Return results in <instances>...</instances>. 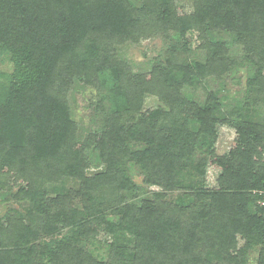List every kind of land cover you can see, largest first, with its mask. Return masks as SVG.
I'll return each mask as SVG.
<instances>
[{
	"label": "trees",
	"instance_id": "16d2710c",
	"mask_svg": "<svg viewBox=\"0 0 264 264\" xmlns=\"http://www.w3.org/2000/svg\"><path fill=\"white\" fill-rule=\"evenodd\" d=\"M180 1L0 0V264H264V0ZM153 38L134 74L119 50ZM75 84L97 92L84 134Z\"/></svg>",
	"mask_w": 264,
	"mask_h": 264
},
{
	"label": "rangeland",
	"instance_id": "374dc122",
	"mask_svg": "<svg viewBox=\"0 0 264 264\" xmlns=\"http://www.w3.org/2000/svg\"><path fill=\"white\" fill-rule=\"evenodd\" d=\"M180 5L186 12L191 11V0H181ZM219 39L230 42L226 35H222ZM197 44V43H195ZM164 48V43L160 38H153L141 42V44L133 46L128 45L119 50L120 57L124 59L131 67L134 74L141 71H147L150 69L152 63L161 55ZM231 54L235 57L240 56V52L230 45ZM199 55V54H198ZM201 55V54H200ZM0 71L10 73L11 67L4 61L0 60ZM247 76L246 68H237L230 78L224 83V101L225 106L232 108L237 104L243 95L245 78ZM206 90H217L218 84L216 82H209L205 85ZM203 87L198 88L196 91H190V96L195 100L201 102L205 98V90ZM97 92L82 87L80 84H75L69 93L70 106L73 114V118L78 124L79 133L84 134L88 130H94L97 126V118H94L93 109L90 108L98 98ZM158 105L157 100L153 97H147L145 100V109H153ZM220 136L215 145L216 152L219 155H223L228 152L234 133L226 128H219ZM218 172L212 168L207 172V180L209 186H215ZM132 179L138 187L141 188L142 193H149L155 191V189L144 188L142 177L137 172H132ZM68 186L74 187L72 182L68 183ZM5 211V207H0V217ZM256 252H251L249 256L248 264H255Z\"/></svg>",
	"mask_w": 264,
	"mask_h": 264
},
{
	"label": "built area",
	"instance_id": "2783aa9c",
	"mask_svg": "<svg viewBox=\"0 0 264 264\" xmlns=\"http://www.w3.org/2000/svg\"><path fill=\"white\" fill-rule=\"evenodd\" d=\"M261 207H264V192H263V200L258 202Z\"/></svg>",
	"mask_w": 264,
	"mask_h": 264
}]
</instances>
